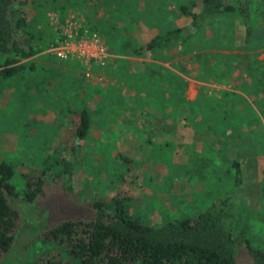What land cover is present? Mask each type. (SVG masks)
<instances>
[{
	"label": "trees",
	"instance_id": "1",
	"mask_svg": "<svg viewBox=\"0 0 264 264\" xmlns=\"http://www.w3.org/2000/svg\"><path fill=\"white\" fill-rule=\"evenodd\" d=\"M196 1L170 0L167 4L164 0H0V81L18 76L20 82L25 80L35 92L39 91L36 77L32 79L26 73L37 76L38 71L43 72L44 66L30 59L39 58L55 38L45 13L51 10L63 15L78 9L85 16V27L104 39L108 34L110 53L135 57L148 53L157 59L171 50L166 59L176 58L170 62L176 73L151 62L130 78L123 70L125 58L106 61L109 77L121 80L125 76L131 80L106 94L95 88L100 92L97 93L103 108H113L109 115L120 114L123 105L119 102L125 100L130 89L147 93L156 78L160 86L153 92L161 95L158 106L164 120L180 121L187 131H204L208 137L224 142L232 141L236 135L247 137L252 125L232 98L236 91L250 93L251 89L256 91V86H263L264 60L255 54L252 58L248 54L245 58L233 55L232 50H251L249 38L255 32L258 14L263 13L259 7L264 0ZM103 10L106 12L101 17ZM165 10L171 15H165ZM184 15L187 23L179 20ZM132 23L140 25L144 38L141 44L135 43L130 34ZM101 27L105 34H101ZM222 37L227 39V53L221 52L224 44L218 43ZM202 43L205 47L199 46ZM235 57L245 59L244 67H238ZM53 59L50 56L46 63L56 65L57 72L66 79L80 76L81 66L76 60L55 59L59 63H54ZM186 76L202 83L192 100L185 98ZM211 84L220 87L213 88ZM56 91L52 87L44 92L52 96ZM168 107L172 112H168ZM73 125V135L83 137L90 126L86 108L77 111ZM184 143L186 152L179 165L190 160L196 167L201 157L193 141ZM177 157L180 159V155ZM49 162L38 172L36 168L37 173L23 175L25 188L21 193L11 181L13 166L0 160V264H264V247L253 244L247 231L238 233L236 228L243 223L240 226L234 208H228L232 193L241 184L236 160L230 162L233 174L228 190L222 189L224 182L208 185L215 195L209 197L208 193V200H203L207 204L204 210L199 204L197 211L151 224L141 222L142 216L133 212L130 200L121 196L109 200L79 197L65 184L71 176V163L63 172L61 164L59 170L53 171L54 162ZM63 174L67 176L64 182ZM261 181L264 184V166ZM18 194L24 197L18 199ZM24 202H32L31 208L38 209L39 217L26 216L20 208ZM31 220L43 225L34 229L22 225ZM31 248L33 256L28 258Z\"/></svg>",
	"mask_w": 264,
	"mask_h": 264
},
{
	"label": "rangeland",
	"instance_id": "2",
	"mask_svg": "<svg viewBox=\"0 0 264 264\" xmlns=\"http://www.w3.org/2000/svg\"><path fill=\"white\" fill-rule=\"evenodd\" d=\"M260 6L262 9L259 7V11L263 13L257 16V26L250 35L249 43L254 57L264 59V3ZM105 12L103 10L101 17ZM53 14L56 15L52 16L54 23L65 16L79 17L83 24L85 22V16L78 9L69 10L63 15L47 11L45 15L53 33ZM100 32L105 34L104 27H101ZM132 34L135 43L143 42L142 33L135 30ZM104 36L106 42L108 34ZM226 41V37H222L218 42L219 45L224 44V51L227 50ZM199 46L205 47L203 43ZM40 55L30 60L43 65V72L38 71L37 76L34 72L26 73L32 79L36 77L39 91L35 92V88L33 90L25 80L20 82L18 76L0 81V160L10 162L13 166L11 181L17 191L22 193L25 188L24 174L37 173L49 161L54 162L53 171L59 170L58 165L61 164L63 172L71 163V176L68 175L65 181L67 176L63 174L61 179L79 197L109 200L121 196L127 202L130 200L133 212L142 216L141 222L151 224L197 211L199 204L204 210L208 193L209 197L215 195L208 185L224 182L221 187L228 190L233 174L230 162L237 160L241 167V184L232 193L228 208H234L235 218L239 220L240 226L243 223L242 227L236 228L238 233L247 231V237H253V244L264 247V184L259 172L264 166V87L256 86V91L251 89L250 97L238 94L232 98V102L246 113L252 125L247 137L239 138L236 135L232 141L224 142L217 137H208L204 131H187L185 126L179 124L180 121L164 120L162 112L160 115L155 113L151 106L148 105L146 110L144 100L147 102V99L141 95H146V92L137 90L135 93L132 89L131 95L126 98L130 102H119L123 105L120 112L129 113V119H125L124 124L138 125L142 131H109L106 125L110 119L103 118L102 112L111 113L113 108H103L105 106H102L98 91H105L106 94V91L121 83L117 78L118 86L112 84L111 77L106 74V62L101 67L91 65V79L84 76L81 65L80 76L66 79L57 72L56 65L46 63L49 54L42 52ZM248 55L252 58V55ZM240 66H244V62ZM133 68H138V65ZM187 81L185 98L192 100L198 84ZM52 87L57 88V91L47 96L45 89L50 90ZM82 107L87 109L90 126L85 135L78 138L75 133L73 135V124L77 111ZM140 109L143 113L136 112H142ZM186 140L193 141L201 157L196 167L192 166L194 161L190 160L185 161V165H179L183 163L181 156L186 152L183 146ZM177 155H180V159ZM45 159L48 162H44ZM36 168L37 172L34 171ZM22 197L23 194L17 195L18 199ZM32 205V202H24L20 208L26 216L39 217L38 209H32ZM24 224L26 228L32 229L43 225L35 220ZM234 234L238 235L236 231ZM33 252L34 248H31L27 255L24 253L22 256L32 257Z\"/></svg>",
	"mask_w": 264,
	"mask_h": 264
},
{
	"label": "built area",
	"instance_id": "3",
	"mask_svg": "<svg viewBox=\"0 0 264 264\" xmlns=\"http://www.w3.org/2000/svg\"><path fill=\"white\" fill-rule=\"evenodd\" d=\"M52 16L56 15H51L55 38L43 53L57 60H76L83 67L84 76L91 79V65L101 67L110 56L105 40L84 27L79 17L65 16L54 23Z\"/></svg>",
	"mask_w": 264,
	"mask_h": 264
},
{
	"label": "crops",
	"instance_id": "4",
	"mask_svg": "<svg viewBox=\"0 0 264 264\" xmlns=\"http://www.w3.org/2000/svg\"><path fill=\"white\" fill-rule=\"evenodd\" d=\"M167 4L169 3L170 4V0H164ZM198 1V0H197ZM196 1V2H197ZM165 11H166V13H165ZM164 11V14L165 15H171V13L172 12H170V11H168V10H165ZM179 20H181V21H184L185 23H187L188 22V18L184 15L183 17H180L179 18ZM130 34L133 36V34H132V31H135V30H137L138 32H139V34H141L142 33V31H141V28H140V25L138 24V23H132L131 24V27H130ZM207 34V33H206ZM250 40V39H249ZM250 44V43H249ZM108 49V52H109V54H110V56L107 58V60L106 61H112V59H114V58H125L126 60V62L123 64V70H125L126 71V73H125V76H128L127 74H129V78H130V75L131 74H133L136 70L139 72V71H142L143 69H144V65L146 64V63H151V62H153V63H159V64H162V66H164V67H166V68H169L170 70H172L173 72H175L176 73V70L175 69H173L174 67H172L171 66V64H170V62H172V61H175V58H173V59H166L167 58V54L168 53H161V58H158L157 57V59H154V58H152V55L151 54H146V53H143L141 56H138V57H135V56H130V55H127V56H124V55H119V54H112V53H110V51H109V48H107ZM212 51H215V50H212ZM217 51V50H216ZM221 52H226V51H224V50H222ZM171 53V52H170ZM232 53H233V55H235L236 53L238 54V55H242L244 58H245V56L247 55V54H250V55H252L253 54V50H248V51H241V50H239V49H234V50H232ZM169 55V54H168ZM109 59V60H108ZM261 60H264V59H261ZM234 61H237L239 64H238V67L241 69L242 67H244V66H240V64H241V62H245V59H241V58H238V57H235L234 58ZM167 63H168V65H167ZM134 65H138V68H133V66ZM146 66V65H145ZM147 69H149V67L147 68ZM26 71H30L31 69L29 68V69H25ZM122 76V75H121ZM121 77V80H119V82L123 85L124 84V82L126 83V81H131L129 78H126V77ZM124 78V79H123ZM111 81H112V84H115L116 83V86H118V80H117V77H111V79H110ZM186 80H190V81H193L194 83H197L198 84V86L199 85H201L202 83L201 82H199V81H196V80H194V79H191V78H189V77H187L186 76ZM188 82V81H187ZM158 86H160V82L156 79V78H153V80H152V90H150L149 92H147L146 93V95L144 94V93H142L141 95H143L144 96V98L145 99H147V102L144 100V105H145V108H146V110H147V107H148V105L149 106H151L153 109H154V112L155 113H158L159 115H160V111H161V107L160 106H155V104H158L159 103V105H160V103H161V100L158 98L159 96H161V95H157L156 93H154L153 92V89L154 88H157ZM210 87H217V88H219L220 86H217V85H215V84H211L210 85ZM260 87H264V84H263V86H260ZM225 88H227V87H225ZM126 89V88H125ZM242 90V89H241ZM243 91V92H242ZM242 91H236L235 93L236 94H234V96H233V98H236V96H239L238 94H242V95H244V96H246V97H250L251 95V91H249L250 93H247L246 91H244V90H242ZM126 93H127V89H126ZM127 95H131V92H128V94ZM128 96H126L125 97V100H123L124 102L123 103H127V102H130V100H128V101H126V98H127ZM253 97V96H252ZM137 100V99H136ZM163 100H164V97H163ZM189 100H191V99H189ZM243 102V101H242ZM263 105H264V101H263V103H262ZM261 104V105H262ZM141 109H143V106H142V108ZM140 109V110H141ZM168 112L170 111V112H172L171 111V108L170 107H168ZM108 111H110V110H108ZM142 111V110H141ZM49 111L46 109V113L47 114H49L48 113ZM136 112H138V113H143V111L142 112H139V111H136ZM103 113V118H105L106 120H107V118H108V120L110 119V121H107V125H106V130H109V131H139V128H141V127H138V125H130L129 123H126V124H124V120L125 119H129V113H127V115L122 111V114H121V112H120V114L119 115H114L113 114V116L112 117H110V115H109V113H106V112H102ZM106 114H107V116H106ZM155 116V115H154ZM107 117V118H106ZM158 117H160V116H158ZM29 118V117H28ZM134 117H132V119H133ZM161 118V117H160ZM103 122V128L105 129V120L104 121H102ZM108 122H110V123H108ZM120 122V123H119ZM113 123H114V125H113ZM26 126H27V124H26ZM140 126V125H139ZM73 131V130H72ZM237 161V160H236ZM238 162V161H237ZM263 168V167H262ZM262 168H261V170H262ZM239 169H240V173H241V167H240V165H239ZM259 172H260V176H261V171H260V169H259Z\"/></svg>",
	"mask_w": 264,
	"mask_h": 264
}]
</instances>
